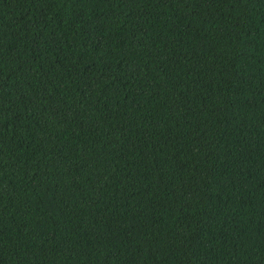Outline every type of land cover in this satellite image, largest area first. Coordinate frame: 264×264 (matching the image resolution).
<instances>
[{
  "label": "trees",
  "instance_id": "obj_1",
  "mask_svg": "<svg viewBox=\"0 0 264 264\" xmlns=\"http://www.w3.org/2000/svg\"><path fill=\"white\" fill-rule=\"evenodd\" d=\"M0 264H264V0H0Z\"/></svg>",
  "mask_w": 264,
  "mask_h": 264
}]
</instances>
